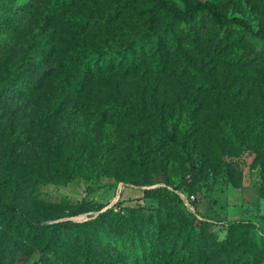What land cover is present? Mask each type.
I'll use <instances>...</instances> for the list:
<instances>
[{"label":"rangeland","instance_id":"1","mask_svg":"<svg viewBox=\"0 0 264 264\" xmlns=\"http://www.w3.org/2000/svg\"><path fill=\"white\" fill-rule=\"evenodd\" d=\"M117 1L71 0L68 4L59 0H0V84L19 62L26 45L35 37L43 40L38 53L40 62L28 65L24 74L37 82L36 90L0 103L3 113L0 124L10 125L13 133L23 127L15 143L0 129V178L8 174L20 178L37 168L46 171L57 155L63 135L72 141L84 140L87 145L80 153L85 176L64 184L34 187L29 182L17 189L13 199L34 220L49 218L44 223L63 220L80 223L108 208L124 212L131 207L150 206L155 201L143 198L142 193L154 186L183 189L206 198L227 187L229 178L236 183L242 167V178L255 171L263 181L260 166L254 165L253 153L223 147L220 155L208 148V144L221 140L220 134L208 127V121L233 117L239 104L252 109L259 102L264 103V38L235 30L223 41L220 35L213 34V26L205 18L202 26L192 23L175 28L179 45L167 48L162 72L151 71L150 67L133 71L129 64L111 67L83 85V99L70 103L56 118L42 120L41 113L61 91L60 84L76 76L62 72L64 60L78 57L81 46L104 48L127 38L130 23L127 15L107 24L86 27L79 21L81 15L108 12ZM168 1L181 6L180 0ZM211 1L226 16L242 18L252 29L264 30V0ZM191 67L202 68L203 77L234 90L238 104L199 87L201 74L192 72ZM108 102L128 105L152 122L161 120L167 131L177 132L178 142L169 145L158 136L148 137L142 121H98L94 117L95 103ZM188 107L200 111L187 112ZM133 140L142 142L145 151L142 164L131 149ZM130 177L144 178L150 185H128L125 181ZM11 198V194L0 192V203ZM81 201L91 202L92 211L65 215ZM55 214L65 216L51 218ZM249 221L251 225L254 222L261 225L260 218ZM3 226L0 222V234L10 246L11 227ZM212 234L219 239L226 236L225 230L216 227L212 228ZM254 239L264 248L261 235L256 233ZM91 248L99 254L104 247L94 242ZM10 249L6 258L10 264H60L52 251L44 255L38 250L28 253L26 245ZM69 263L76 261L71 257ZM259 264H264V259Z\"/></svg>","mask_w":264,"mask_h":264},{"label":"trees","instance_id":"2","mask_svg":"<svg viewBox=\"0 0 264 264\" xmlns=\"http://www.w3.org/2000/svg\"><path fill=\"white\" fill-rule=\"evenodd\" d=\"M181 6L168 0H119L103 14L81 15L83 26L107 24L127 15L130 23L127 38L104 48H85L81 46L78 57L64 60L62 72L76 74L70 80L60 84L61 91L52 98L41 113L42 120L56 118L66 110L70 103L83 99V85L97 75L107 72L111 67L129 64L133 71L147 69L162 72L163 56L168 47L179 45L175 28L182 24L198 23L203 18L213 26V34L220 35L223 41L232 31L239 30L253 36L264 38V30L252 29L250 24L239 17H228L218 10L211 0H180ZM71 3V0H59ZM220 39V40H221ZM221 40V41H222ZM43 40L33 38L24 48L19 62L14 65L0 84V103L7 102L12 96L22 92L35 91L38 84L24 77L28 65L38 64L39 49ZM166 48V50H165ZM147 57H149L147 59ZM192 72L200 75L202 68L191 67ZM199 87L226 96L238 104L234 90L222 87L201 74ZM5 100V101H4ZM94 117L98 121L132 119L142 121L147 126L148 137L158 136L165 144L178 142L177 132L167 131L160 121L152 122L149 117L118 102L95 103ZM187 112L197 113L199 108L188 107ZM0 117H3L0 108ZM219 121H208V127L220 134V143L214 141L208 148L222 154L223 147L237 152L249 151L254 154V165L260 166L264 181V103L259 102L248 109L239 104L233 117ZM1 120V119H0ZM10 125L2 126L11 143L18 141L23 127L12 132ZM67 135L59 141V150L46 171L40 168L28 170L18 178L10 174L0 178V192L11 194L12 198L0 203V222L3 227H11L10 246L0 234V264H10L6 260L11 254L10 248L28 246V253L38 250L42 255L52 251L60 264H259L264 259L262 244L255 241L256 233L264 238V216L261 225L256 228L249 220L226 221L222 218H197L196 204L200 197L183 189L165 185L149 187L143 190L142 197L150 198L155 204L127 208L124 212L108 208L99 212L95 218L74 223L68 220L44 223L49 218L34 220L22 211V207L13 199L21 185L32 183L34 187L45 184L69 183L75 178L85 176L81 168L80 153L87 145L84 140L72 141ZM140 140L131 141V149L140 164L145 162V151ZM253 169V168H252ZM243 167L240 168L236 183L229 178L228 186L240 187ZM89 175V174H88ZM260 179V196H264V182ZM126 184L136 187L149 186L143 178H128ZM227 186V187H228ZM178 193L193 195L190 202L194 211L188 210ZM92 203L81 201L65 214L73 216L92 211ZM65 215L55 214L51 218ZM223 229L226 236L219 239L212 234V228ZM23 237V238H21ZM39 241L36 243L35 241ZM100 243L103 253H95L91 245ZM61 252V254H59Z\"/></svg>","mask_w":264,"mask_h":264},{"label":"crops","instance_id":"3","mask_svg":"<svg viewBox=\"0 0 264 264\" xmlns=\"http://www.w3.org/2000/svg\"><path fill=\"white\" fill-rule=\"evenodd\" d=\"M196 212L205 218L226 221L258 220L264 216V196H260L258 173L247 172L238 188L228 186L212 192L209 197H201L196 204ZM254 224L259 226L256 222Z\"/></svg>","mask_w":264,"mask_h":264},{"label":"built area","instance_id":"4","mask_svg":"<svg viewBox=\"0 0 264 264\" xmlns=\"http://www.w3.org/2000/svg\"><path fill=\"white\" fill-rule=\"evenodd\" d=\"M181 197V199L183 200L185 206L188 208V210L195 212L193 206L190 204L191 201H193L195 199V197L193 195H189L186 196L183 193H178ZM197 218L201 219V217L199 215H197ZM256 227L258 228L259 226L256 225Z\"/></svg>","mask_w":264,"mask_h":264}]
</instances>
